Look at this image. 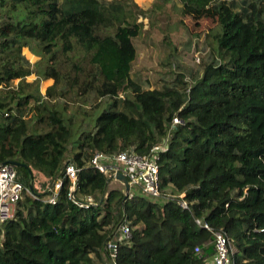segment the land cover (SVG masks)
<instances>
[{"label":"trees","instance_id":"obj_1","mask_svg":"<svg viewBox=\"0 0 264 264\" xmlns=\"http://www.w3.org/2000/svg\"><path fill=\"white\" fill-rule=\"evenodd\" d=\"M178 2L214 7L217 23L206 36L213 60L191 87L177 74L144 89L131 77L135 41L163 5L0 0V165L18 163L34 196L23 192L0 225V264H103V246L123 218L132 237L118 264H208L212 234L196 220L228 235L234 264H264V0ZM25 48L38 61L31 64ZM70 102L82 115L77 126ZM165 141L161 191L184 194L189 210L178 197H125L89 166L95 153L146 154ZM69 163L80 170L73 195L83 207L67 197ZM35 173L49 186L62 181L55 205L46 201L50 192L33 188Z\"/></svg>","mask_w":264,"mask_h":264},{"label":"rangeland","instance_id":"obj_2","mask_svg":"<svg viewBox=\"0 0 264 264\" xmlns=\"http://www.w3.org/2000/svg\"><path fill=\"white\" fill-rule=\"evenodd\" d=\"M133 1L139 7L142 5L143 8L150 5L147 9L155 7V4L158 6L164 4L162 0ZM168 1L166 5L161 6V9H155L156 18L151 21L153 26H149L148 20H143L144 33L135 41L138 56L133 64L131 77L138 81L144 89L159 88L164 82H172L177 74H181L186 86L191 87L203 74L204 66L209 64L214 57L206 41L207 34L212 31L217 23L214 7L195 10L190 7H182L178 0ZM236 1L240 5L244 1L248 3L251 0ZM167 49H171V55H168ZM22 53L23 55L27 54V51L24 53L23 49ZM27 55L31 57V63L38 60V57H33L31 54ZM31 77H28L27 81H30ZM51 83L52 80L50 79L42 81L40 92L44 94ZM93 101L92 97H89L86 110L83 109L91 113L92 109L89 108L92 107ZM59 103H63L62 100ZM67 107V116H73L75 125L81 124L82 115L76 110V106L70 102ZM83 124V127L89 128L87 122ZM48 187L46 179L35 173L33 188L43 192ZM115 187L124 193L123 185L115 182L109 183V188ZM137 192L135 189L130 191L131 194H138L139 192ZM168 192H170L169 189ZM161 200L163 201V199Z\"/></svg>","mask_w":264,"mask_h":264},{"label":"built area","instance_id":"obj_3","mask_svg":"<svg viewBox=\"0 0 264 264\" xmlns=\"http://www.w3.org/2000/svg\"><path fill=\"white\" fill-rule=\"evenodd\" d=\"M199 61V59H197ZM190 88L187 89V93ZM120 98H123L120 95ZM177 117L173 119V125L180 124ZM167 141L152 146L148 153L137 154L133 151H120L113 154L95 153L89 160V166L108 176H114L116 173H122L127 179L130 190H137L140 195L152 199H169L178 197L177 204L183 210H189V204L184 199V194L172 195L162 193L159 177V157L160 153L167 148ZM80 170L74 164L65 165L64 176L70 181V188L67 194L69 200L75 202L73 191L77 186L78 174ZM115 181V180H113ZM62 181L59 180L47 188L50 192L47 202L51 205L56 204L57 196L61 188ZM33 196L31 190H28L19 178L17 168L12 164L0 165V225L13 218L17 203L22 197L23 192ZM34 197V196H33ZM92 204L91 200H87ZM77 203V202H75ZM83 207V204L77 203ZM197 225L211 232L213 255L210 258V264H234L232 254L234 248L231 245L228 235L222 230H213L201 220H196ZM264 231V229L262 230ZM132 237V229L129 222L123 218L115 228L111 238L103 246V264H118V255L120 246L123 243H129ZM194 253L199 255L201 247L196 246Z\"/></svg>","mask_w":264,"mask_h":264},{"label":"water","instance_id":"obj_4","mask_svg":"<svg viewBox=\"0 0 264 264\" xmlns=\"http://www.w3.org/2000/svg\"><path fill=\"white\" fill-rule=\"evenodd\" d=\"M9 164H12L15 167H20L19 164L16 162H9ZM113 180L119 181L123 185L125 197H128L130 193V186L125 176L122 173H116L114 176L108 178L107 184H109Z\"/></svg>","mask_w":264,"mask_h":264},{"label":"crops","instance_id":"obj_5","mask_svg":"<svg viewBox=\"0 0 264 264\" xmlns=\"http://www.w3.org/2000/svg\"><path fill=\"white\" fill-rule=\"evenodd\" d=\"M144 1V0H143ZM145 1H150V0H145ZM136 3V2H135ZM142 6V5H141ZM140 6V7H141ZM150 5H148L146 8H143V7H141V8H143L144 10H146L148 7H149ZM27 49V54H31L33 57H37V56H35L30 50H29V48H26ZM27 54H24L26 57V59L31 63V57H29ZM30 58V59H29ZM38 59H39V57H38ZM38 61V60H37ZM36 61H34L33 63H31V64H34ZM32 77H31V79H30V81H28V82H32L34 79H35V76L34 75H31ZM26 80H28V78L26 79ZM53 84V81H52V83L49 85V86H51ZM48 88V87H47ZM210 261H211V259H209L208 260V264H210Z\"/></svg>","mask_w":264,"mask_h":264}]
</instances>
